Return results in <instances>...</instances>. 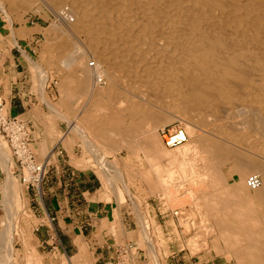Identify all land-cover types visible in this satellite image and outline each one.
Wrapping results in <instances>:
<instances>
[{"label":"bare ground","instance_id":"1","mask_svg":"<svg viewBox=\"0 0 264 264\" xmlns=\"http://www.w3.org/2000/svg\"><path fill=\"white\" fill-rule=\"evenodd\" d=\"M37 1L0 0V9L10 24L23 23ZM41 1L59 21L40 55L62 74L54 111L86 143L92 138L93 150L104 149L97 156L101 168L107 171L105 157L121 148L142 151L156 180L149 172L140 179L154 194L158 185L166 200L169 186L197 188L185 190L193 215L187 208L172 213L190 229L194 252L264 264V0ZM36 69L43 94L48 75ZM15 121L11 131L24 126ZM171 122L179 123L173 132L180 144L158 136ZM10 193L4 210L12 222L16 195ZM139 218L147 241L149 220ZM7 221L0 239L11 252L15 222ZM148 248L154 264H166L156 247Z\"/></svg>","mask_w":264,"mask_h":264},{"label":"crops","instance_id":"2","mask_svg":"<svg viewBox=\"0 0 264 264\" xmlns=\"http://www.w3.org/2000/svg\"><path fill=\"white\" fill-rule=\"evenodd\" d=\"M36 38L32 27L10 24L0 15V110L4 119L26 126L33 158L46 163L49 173L43 196H29L27 226L21 222L12 231V256L18 264H26L31 252L42 259L35 264H64L69 254L77 257L74 264H122L126 251L120 245H133L129 234L139 231L132 202L107 194L95 162L70 146L61 126L48 120L26 72ZM3 180L0 164V193ZM3 219L0 213V238Z\"/></svg>","mask_w":264,"mask_h":264},{"label":"rangeland","instance_id":"3","mask_svg":"<svg viewBox=\"0 0 264 264\" xmlns=\"http://www.w3.org/2000/svg\"><path fill=\"white\" fill-rule=\"evenodd\" d=\"M37 5V6H36ZM36 6V7H35ZM35 9V10H34ZM64 10L63 12L66 13V15L71 16L68 14V6H64L62 8ZM0 15L2 18L7 21L9 20L6 17V15L3 13V11L0 9ZM25 21L23 23H19V21L14 22L13 24H17L19 26H29L32 27L33 32L37 33V38L35 42V46L33 49V53L31 54L30 58H28V63L26 66V72L29 75L30 81L33 85V89L35 90L37 94L38 100L41 102V104H44V110L46 115L49 117L48 120L53 121L54 123H58L62 131L66 132V136L69 137V143L70 146H73L75 149H79L82 151L86 157L93 160L95 162V172L102 184V187L104 191L106 190L107 194L114 193L117 197L120 198V200H124L125 198L132 202L133 211L135 212L136 220L139 226V231L137 234H129V238L131 237L133 241V245H120L126 253L123 254V258H121L122 264H154V256L153 253H151L148 249V246H153L157 248L158 254L161 253L164 255V261L166 264H235L233 259H225L222 257L219 252L216 251H200V252H194L191 247V243L188 242L190 239L189 230H187L186 226L183 228L181 225L182 216L178 213L175 217L172 213L180 212L182 208H189L191 207L190 204L192 203V198L187 193H185V190L192 189L196 190L195 186H189L188 188H176L175 185L173 187H168V192L170 193L171 197L169 200H166L165 197L161 194L162 187L157 186V189L160 191L156 194H154L152 191V188H150V185L145 182L144 180L140 179L141 175L144 172H149L150 177L153 178V180H156V175L153 173L151 169V163L147 159L145 153L142 151H129L127 148H121L114 154H109L105 157V163L109 166L107 171H104L101 166H103L104 162L100 161V164L98 162L97 156L101 157L103 154H105L104 149L100 148L99 146H94V150L92 149L93 139L91 138V141L86 143L85 138L81 136V134H74L71 130V125L69 124V121L63 116H59L56 111H54V106H60V92L58 90V81L60 77H62V74L59 77V72L56 70V68H47L43 63L41 62V52L44 50V44H46L49 40H53L55 38V33L52 30V28L56 25H59V21L56 19V15L52 13V10L50 7L42 2L41 0L34 3L33 8L31 11L26 14ZM72 18V17H71ZM81 41H83V37L80 38ZM43 49V50H42ZM90 62H94L90 59ZM36 66L41 67V70L44 72V74L48 75V79L46 81V87L44 90V93L42 94V91L40 90V83H41V77L38 75V71L36 69ZM37 73V74H36ZM59 77V79H58ZM40 79V80H39ZM105 81L102 86H105ZM83 100H79V104H82ZM2 104V103H1ZM52 109H51V106ZM80 106V105H79ZM57 107V108H58ZM56 108V109H57ZM55 112V113H54ZM61 114L64 115V109H61ZM5 110H0V117L3 116V119L5 117ZM58 115V116H56ZM6 122L10 121L5 119ZM15 120V119H14ZM11 122V121H10ZM21 122V121H20ZM19 124V123H18ZM57 124V125H58ZM178 122H171L165 125L163 131H158V136L160 137L162 143H163V137H167L172 131L175 126H177ZM11 125H6L4 129L7 128V130H10ZM26 127V126H24ZM160 132V133H159ZM28 134V132H27ZM27 152H29L32 155L30 146H29V139H28V146ZM11 145L7 138L3 135V133L0 132V160H3V154L7 155L6 160L4 164L0 161L1 166L4 170V180L3 185L1 188V201H0V213L3 215V227L4 223H6L7 219L10 218L11 214L8 212V210H4L7 205V202L5 204V199L9 198L13 194L10 193V191L14 190L16 199L13 201V211L14 214L12 218V222H15V226L12 227L14 224H11L12 231L14 228H17L21 222H25L26 226L28 223V217L29 214L27 213V207H28V199L31 195L33 198L37 197L34 195H37L38 198L43 196L45 183L47 181V177L49 176L48 170L45 172V175L42 176V179L38 180L36 187L37 190L29 185H25L21 182L22 177H27L31 174V171L24 170L26 169V166L24 164V167H21V164L16 162V157L12 155L11 151ZM10 156V158H8ZM10 160L13 161V164L11 165ZM34 159V158H33ZM35 161V160H34ZM38 164H43V162H36ZM165 165L164 162H162L163 166ZM7 167L8 169L4 168ZM21 167V168H20ZM106 167V166H105ZM229 167L222 166L220 168L221 172H227ZM28 174V175H27ZM119 174H125V177L129 178V180L122 181L119 178ZM29 178V177H28ZM12 181L13 188L8 184L7 182ZM7 180V181H6ZM53 179H51L52 181ZM50 181V182H51ZM177 181H175L176 183ZM6 183V184H4ZM7 188H5V186ZM125 185H127V188L129 190V193L131 196H129V193L125 191ZM178 185V184H177ZM201 189L204 188V186L200 187ZM3 189V190H2ZM11 189V190H8ZM6 190V191H5ZM74 190L73 188L71 189ZM178 190V191H177ZM4 191V192H2ZM6 192V194H5ZM38 194H37V193ZM109 192V193H108ZM8 194V195H7ZM120 194V195H119ZM38 200V199H37ZM19 202V203H18ZM9 205V204H8ZM7 205V206H8ZM7 209V207L5 208ZM136 209V210H134ZM16 210V211H15ZM190 215H193L191 209L187 210ZM187 213V215H189ZM146 215V221L149 220L145 226L147 231V241L145 240L144 235H141L142 233V225L140 216L144 217ZM189 215V216H190ZM193 217V216H192ZM191 217V218H192ZM190 218V217H189ZM11 220V219H10ZM9 220V221H10ZM7 221V222H9ZM190 221H193L192 219ZM10 221V223H12ZM7 226V225H6ZM10 227V228H11ZM141 230V231H140ZM149 241V242H148ZM196 244H201L200 238H195ZM1 242V240H0ZM12 243V242H11ZM149 243V245H148ZM3 245V244H2ZM131 252L132 255L129 253ZM139 255H137V254ZM13 252H8L7 249L4 248V250H0V264H18V262L13 258L12 256ZM130 254V258H129ZM35 257V258H34ZM137 257V258H136ZM25 258L28 260L26 264H32V259L34 260V263H39L42 259L39 255L34 254V252H31L30 254L25 255ZM77 258V257H76ZM71 258V254H69L68 257H65L63 259L64 264H74L78 259ZM67 259V260H66ZM161 260V258H160ZM22 264H24L23 261H21Z\"/></svg>","mask_w":264,"mask_h":264},{"label":"built area","instance_id":"4","mask_svg":"<svg viewBox=\"0 0 264 264\" xmlns=\"http://www.w3.org/2000/svg\"><path fill=\"white\" fill-rule=\"evenodd\" d=\"M0 107H1V100H0ZM11 121V122H10ZM8 122L3 121V118L0 117V132L3 133L5 138L9 141L11 145V151L13 157H16V162L21 164V167H24V164L27 165L26 169L27 171H31V174L28 175L27 177H22L21 182L24 183L25 185H29L37 190L36 184L39 182L38 180L42 179V176L45 175V168H46V163L43 162V164H38L34 161L33 156L29 152H27V146H28V135H20L18 136V130H24L25 127H20L17 128L16 131H11L4 129L6 125H11L13 126L15 123H17L15 120H10ZM10 126V127H11ZM175 133L172 131L166 138L171 139L175 137ZM183 142L182 138H179L176 136L173 138V143L172 142H166V145H175V144H180ZM20 167V168H21ZM29 177V178H28ZM37 193V192H36ZM38 194V193H37Z\"/></svg>","mask_w":264,"mask_h":264}]
</instances>
